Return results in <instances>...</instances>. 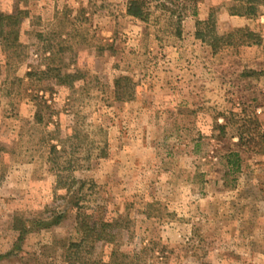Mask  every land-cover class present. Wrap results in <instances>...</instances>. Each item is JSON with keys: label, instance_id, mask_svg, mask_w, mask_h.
Returning <instances> with one entry per match:
<instances>
[{"label": "rangeland", "instance_id": "obj_1", "mask_svg": "<svg viewBox=\"0 0 264 264\" xmlns=\"http://www.w3.org/2000/svg\"><path fill=\"white\" fill-rule=\"evenodd\" d=\"M130 1L0 0L29 12L24 55L0 45V264H67L80 238L72 198L115 224V242L97 247L106 263L115 252L123 264H264V8L237 23L231 0H143L140 21ZM210 15L202 42L197 23ZM239 29L260 44L214 39ZM48 66L78 79L27 76ZM120 78L131 82L123 100ZM240 118L255 135L244 147ZM59 176L85 185L68 195Z\"/></svg>", "mask_w": 264, "mask_h": 264}, {"label": "trees", "instance_id": "obj_2", "mask_svg": "<svg viewBox=\"0 0 264 264\" xmlns=\"http://www.w3.org/2000/svg\"><path fill=\"white\" fill-rule=\"evenodd\" d=\"M32 1L35 0H17V3L19 5L22 3L28 4ZM231 6L232 9L228 11L229 15L253 19L256 18L259 15L260 10L264 8V0H231ZM28 15L29 12L27 10L19 9L15 13H5L0 10V45L8 54V57L18 59L22 54L24 55L23 52L26 46H24V44L20 41V30ZM127 15L140 21H146V18L148 16L147 2L143 0H131L127 5ZM197 26L198 30L196 33V38L202 42H206V33H208L209 35L212 34L214 31L213 28L215 27V22L212 15H210L206 22L198 21ZM236 35L239 36L235 38ZM214 39L217 42H224V45H226L227 47L233 46L235 41L236 43L238 42L237 46L240 47L258 46L261 40L259 35L248 29L235 30L224 36H221L219 38L216 37ZM247 40L250 42H248ZM212 49L215 51V53L216 51H218V48H215V46H213ZM27 76L33 78L38 76L40 77V81H51L57 86L72 85L78 79V77L74 73H62V70L60 68H52L49 66L44 71L29 72ZM128 84H131L130 79L128 78H120L116 80L115 90L116 96L119 100H123L125 98V88L128 87ZM36 118L38 119V122H41V118H39L38 115L36 116ZM249 122L252 121L250 120ZM249 122L247 120L244 121L242 118L238 119V121L236 122L240 130V133H238L239 144L243 147L245 146V144H251L255 141V135L252 133L251 128L249 127L251 126ZM253 122L256 125L258 124L257 120H254ZM219 128L221 130V137H225L228 125H220ZM56 153V147L53 146L50 151V164L56 161L54 158V155H56ZM225 158L227 166L234 168V171L232 170L234 173L239 172V156L237 154L231 153ZM232 158H235L236 161L233 162L234 160L232 161ZM55 170V167L50 168V171ZM235 181L236 178L234 179V182ZM78 183L81 186L85 185V182H78L75 179H72L70 182H68L67 180L59 176L57 187L60 189L63 188L67 192V194L70 195L71 187ZM60 199H62V197ZM80 200L78 198H75V201L73 200V198L72 201L70 200L73 207L78 211L76 215V231L80 238L69 244L66 252L67 264H123V261H119L118 255L115 252L111 254L110 261L107 263L104 262L103 259L98 257L97 247L100 244H113L115 242V224L113 222H106L105 220H101L100 218H95L92 215L89 216L86 213H83V208L79 207ZM55 217H57L56 220L52 222L53 224L55 223L57 225V223L59 222L58 219H60V217ZM48 224L49 222L46 220L37 219L33 220L32 227L39 226V229H45ZM18 231L21 233L18 240H24L27 234L30 233V230L26 228H23V230L22 228H19ZM1 259L2 257H0V260Z\"/></svg>", "mask_w": 264, "mask_h": 264}, {"label": "crops", "instance_id": "obj_3", "mask_svg": "<svg viewBox=\"0 0 264 264\" xmlns=\"http://www.w3.org/2000/svg\"><path fill=\"white\" fill-rule=\"evenodd\" d=\"M245 20V18H236V19H233V20H235V21H237V23H238V21H241V20ZM201 21V20H200Z\"/></svg>", "mask_w": 264, "mask_h": 264}]
</instances>
